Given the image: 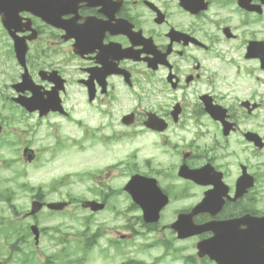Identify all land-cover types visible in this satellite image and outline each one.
<instances>
[{"label": "flooded vegetation", "instance_id": "obj_1", "mask_svg": "<svg viewBox=\"0 0 264 264\" xmlns=\"http://www.w3.org/2000/svg\"><path fill=\"white\" fill-rule=\"evenodd\" d=\"M16 5L30 78L43 99L59 89L63 109L33 116L59 130L90 110L93 142L142 141L144 157L130 169L168 199L155 225L139 210L141 234L154 237L145 250L158 252L148 264H264V0ZM76 39L85 54L74 52ZM183 231L192 234L178 238ZM137 234L117 232L113 245ZM10 239L19 242L16 225ZM53 245L66 248L60 239Z\"/></svg>", "mask_w": 264, "mask_h": 264}, {"label": "rangeland", "instance_id": "obj_2", "mask_svg": "<svg viewBox=\"0 0 264 264\" xmlns=\"http://www.w3.org/2000/svg\"><path fill=\"white\" fill-rule=\"evenodd\" d=\"M12 65L13 61L10 59L7 47L0 44V73L4 81L8 80L14 70L18 73L17 65L14 68ZM8 94L13 95L9 88L0 92V117L5 123L2 124L4 138L0 139V185H12L19 173L22 174L17 180L19 186L26 182L35 188L41 187L35 192L45 190L43 194H32L22 185L18 192L14 193L10 203L16 207L17 216L20 219L25 218L26 212L30 210L33 197L37 196H41L43 201H58L65 196L66 199L73 196L80 201L93 199L98 201L96 196L100 189L108 186L119 189L126 182L127 174L123 169L126 167L125 158H128L126 157L128 154L136 153V164L144 157L140 151L142 141L138 138L103 142L94 139L93 142L85 138L83 128L63 126L62 122L58 123L60 125L59 135L66 139L57 136L53 138L52 131L57 128L51 131L43 125L48 124L45 122L34 127L28 114L23 116L15 113L6 101L1 99L3 95L8 96ZM5 118L9 123L5 121ZM94 122H97L96 118ZM30 125H33L32 128ZM15 134H19L17 138ZM3 140L8 141L6 146L2 144ZM24 147L31 148L35 152L34 162H27L22 156ZM118 162L122 164H117ZM99 170L105 173L100 174ZM1 171L3 175L7 172L9 175L1 176ZM89 173H94L92 181L88 179ZM8 176L12 181L6 183L4 180ZM107 177H110L109 180H106ZM98 183L99 186H97ZM0 197H4L2 193ZM116 205L119 210L127 209L126 198L118 197ZM9 209L8 203H0L1 230H5L3 224L9 226L13 222L14 212H9ZM68 211H71L70 215L44 213L37 216L36 221L44 229L45 236L41 238L37 248L23 250L24 258H20L21 263L25 264L24 260L27 256L34 258V264H60L61 262L63 264H123L129 258L141 259L147 264L154 263L158 252L145 250L148 244H153V236L145 237L142 233L135 235L131 244L113 245L117 241L115 233H124L126 230L124 220L120 216L116 217L111 210L92 214L89 210H82L79 206H75ZM124 215L129 222L135 217L132 212H125ZM21 223L27 225L29 221L23 219ZM50 230H53L56 236L48 235ZM97 230L103 235L96 237L93 245V242L86 238L94 235ZM135 230L139 231L140 228L136 227ZM60 238L66 243V248L61 254L56 253L59 248L54 246L52 241ZM66 239L69 242H66ZM1 244L3 248H7L5 242ZM4 255L5 253L0 251V263L19 264L17 254L10 257ZM3 258L7 259V263L2 260ZM164 264H172V262L168 258Z\"/></svg>", "mask_w": 264, "mask_h": 264}, {"label": "water", "instance_id": "obj_3", "mask_svg": "<svg viewBox=\"0 0 264 264\" xmlns=\"http://www.w3.org/2000/svg\"><path fill=\"white\" fill-rule=\"evenodd\" d=\"M16 50L18 51V47H16ZM17 103L21 104L22 106H24L26 109L32 111L33 110V105L30 101H25V100H22V99H17L16 100ZM43 105H48V102L45 103V104H42L41 106ZM41 106L38 107V109L40 110L41 112ZM26 153V152H25ZM28 158L31 159V155H28ZM142 178L140 177H133L132 180L128 183L127 187H126V190L131 194L133 200L139 204L140 206L142 205V200L145 199V198H151V191L152 190H156V188L154 187L153 184H150V185H147L146 187V194H145V185L144 183L142 182ZM146 195V196H145ZM153 203L151 201H149V203L146 205V207H143L144 209L148 210V215H150L151 213L154 212V216L157 212V208H156V205H152ZM102 207L101 206H98V205H94L93 207V210H99L101 209ZM157 216H155L156 218ZM150 221L151 220H156V219H149ZM35 232L36 229H34Z\"/></svg>", "mask_w": 264, "mask_h": 264}]
</instances>
